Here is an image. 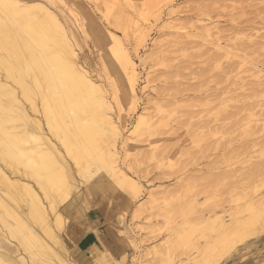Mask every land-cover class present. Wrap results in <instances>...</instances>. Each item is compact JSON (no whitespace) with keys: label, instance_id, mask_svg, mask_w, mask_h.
<instances>
[{"label":"rangeland","instance_id":"1","mask_svg":"<svg viewBox=\"0 0 264 264\" xmlns=\"http://www.w3.org/2000/svg\"><path fill=\"white\" fill-rule=\"evenodd\" d=\"M102 1L105 4L108 1L107 8L111 6L112 11H108ZM121 1H124L125 6L119 4ZM141 1L134 0L132 3L131 0H57L58 6L53 7L74 28L78 36L77 51L81 61L88 63L95 73L104 77L115 117L121 115L116 98L117 93L122 95L125 80L121 62L112 53L119 44L111 37V32L120 44L128 46L139 72L137 108L132 110L125 106L122 113L123 118L126 117L127 129L130 131L128 134L132 137L128 147L122 149V163L124 170L136 180L140 192H134L133 195L130 187H122L116 183L113 185L109 179L111 184L108 175L103 173L105 179L102 177L103 181L99 180L102 181L101 184L97 180L94 181L93 178H98L95 172L82 176L68 157L72 166L70 165L71 170L68 169L66 173H70L68 176L72 177L70 180L73 184L68 191L70 197L61 203L63 228L55 226L57 223L50 210V204L46 198L44 200L53 230L60 236L58 245H55V242L51 241L52 238L47 237L38 225L32 223L33 229L46 242H52L54 246L59 247H56L59 252L66 249L67 258L74 264H116L119 261L120 264H206L202 260L206 246L202 234L197 233L191 246L185 248L178 246L176 228L185 222L203 228L218 214H223L229 221L236 212L237 205L245 204L242 198H264V187L256 192L254 190L257 186H264V125L261 121L254 122L255 124L252 122L250 126L249 115L246 113L247 109H252L258 118L264 119V0ZM145 1L148 3L145 4ZM112 5L116 6V9L117 6L120 7L116 10ZM115 11L117 12L114 13ZM92 14L97 17L98 23H95ZM84 17L93 33L88 34V29L83 23ZM111 18L113 20H110ZM111 21L115 24L110 23ZM117 22L121 24L117 25ZM171 24H174L173 27ZM119 25L124 27L119 29ZM125 27L126 34L122 31ZM245 41L250 47L246 51L240 50ZM219 44L221 49L217 50L215 47ZM102 48L104 49L101 50ZM155 49L158 51H153ZM225 51H240L242 58L232 54L226 58ZM101 52H107L108 56H105L110 64L112 63L114 73L121 78L120 82L116 81L118 87L113 84L115 80L107 75ZM241 59H245L242 64ZM163 63L169 64L164 66ZM241 84L245 89L244 86L241 88ZM25 105L30 108L27 100ZM242 110L236 117L232 118L230 115ZM32 115L35 116V113ZM139 115L148 116L149 119H144L146 128L141 130L143 133L136 131L140 123L137 121ZM217 125L218 128L221 127L222 132L219 131L220 128L216 130ZM143 127L141 129H144ZM246 128H249L250 134L246 135ZM215 132H218L219 138ZM51 137L56 140L52 134ZM220 141L222 143H219ZM133 144L136 149H132ZM91 181L96 183L93 185ZM109 184L112 186L108 187ZM94 187L101 189V192L96 188L95 191ZM114 192H118L116 196ZM223 199L226 200L225 203ZM14 203V200H10L11 207L16 210L20 207V210L26 209L24 201ZM169 208L171 210L168 212ZM212 209L215 210L212 212ZM163 210L167 212L164 213ZM96 215L106 222V237H101L100 244L93 245L86 252L83 251L92 261L84 263L83 259L79 261L80 254L76 244L82 236L78 234L73 237L72 233L83 228V223ZM162 215L164 217H161ZM6 218L7 223L16 225L15 217L6 215ZM67 219L71 221L67 223ZM3 221L0 220V242L10 241L17 245V240L10 238L5 230L7 228L4 227ZM120 235L125 236L127 240L124 242ZM173 245L178 248L174 249ZM96 246L99 250L92 251ZM97 251H104V256L107 255L106 259L108 258L107 263H104V260L98 261L99 257L95 255ZM24 254L29 258L28 253ZM239 255L244 256V261L264 264V232L239 245L215 264H236ZM10 262L13 264L8 261L9 264Z\"/></svg>","mask_w":264,"mask_h":264},{"label":"bare ground","instance_id":"2","mask_svg":"<svg viewBox=\"0 0 264 264\" xmlns=\"http://www.w3.org/2000/svg\"><path fill=\"white\" fill-rule=\"evenodd\" d=\"M131 1L133 3L134 0ZM107 2L108 1H106V4L108 5ZM121 2L122 3L119 4H121V6L124 5V1ZM141 2L144 3V0ZM101 3L102 5L104 4V6L106 5L103 1ZM146 3L148 2L145 1V4ZM114 4L116 3H113V5ZM56 5L57 0H0V220H4L2 223L3 225L5 224L4 227L7 229H4L8 231L11 236L10 238L13 237L18 242L17 245L10 241L8 243L4 241L0 242V249H2V251H0V264H9L8 261H12L13 264H74L67 258L66 249H62V252H59V250H57L59 247L54 246L52 242H46L45 239L33 229L32 224L35 223V225H38L46 233L47 237L49 236L52 238L51 241L55 242V245L60 240V236L53 230V223L51 222L48 208L44 200L46 198V201L48 200L50 204V210L53 212L55 223H57L55 226H57V228L60 227L59 229H61V227L63 228L64 218L60 211L61 203L63 204V202H66L65 200L70 197L68 191L71 190L70 187H72L73 184L70 180L73 175H70L71 178L68 176L70 173L67 175L71 165L68 161V157L72 160L75 166L74 168H76L82 176L95 172L98 178L93 179L94 181L97 180L99 183L102 177L103 180L105 179L102 175L103 173L104 175L106 174V176L108 175V180L110 179L113 185L116 183L122 187H130L133 191L130 192H132L133 195H135L134 192H140L138 191L139 185L137 186L136 180L124 170L122 163L124 161L122 159V149L129 145L132 140L131 135L128 134L129 130L127 129L126 117L123 118L124 116H122L123 108L127 106L129 109H136L137 103L139 102V93L137 89L139 72L135 58L128 46L120 44L117 37L111 32V37L119 45L113 50L110 48L111 46H109V48L113 51V55L120 60L124 76L123 79L125 80H123L122 95L117 93L116 99L121 113L117 118L114 115L113 105L109 99L110 95L107 90L108 88H105L104 77L97 72L95 73L88 63L86 64L84 61H81L79 57L80 54L77 51L78 36L76 32H74L71 23L64 20L59 12L53 8ZM107 5L105 6L106 8L108 7ZM113 7L115 8L116 6ZM117 7V9H119L120 6ZM108 11H112L111 6ZM116 12L117 11L114 13ZM91 16L95 23H98L97 17L95 18V15L93 17V14ZM105 18L107 19L108 16ZM122 18L124 19V16ZM86 20L87 19L84 17L83 23L85 28L88 29V34L93 33ZM110 20L113 19L111 18ZM110 20H108V22ZM120 21L121 20H119V22ZM112 22L113 21L110 23ZM119 22H117V25L121 24ZM113 24H115V22H113ZM172 25L174 24H171V27H173ZM118 27L120 29L121 26L119 25ZM122 27L124 26L122 25ZM125 28H123L124 30L122 31L126 34L125 30H127V27ZM246 43L245 41V45L241 46L242 48L239 49L243 51L248 50L250 45ZM100 46L103 45L100 44ZM220 46V44L216 45L215 48H217V50L219 48L221 49ZM103 49L104 48L101 50ZM153 51L158 50L155 49ZM224 53H226V51ZM239 53L229 51L226 53L227 55H225L226 58L230 57V54L242 58ZM101 54L108 77L115 80V82L112 80L113 84L118 87L116 81L120 82L121 78L114 73L111 66L112 63L110 64V61L105 56L107 52L106 54L101 52ZM220 56L222 57L223 55ZM219 58L217 57L216 59L218 60ZM245 59H243L244 62ZM240 61H242V59ZM243 61L240 64H242ZM164 64L168 65L169 63H163L162 65ZM229 71L230 69L228 72ZM259 71H261V69ZM242 84L241 88L244 86ZM242 95L244 96L243 93ZM249 96H252V94H249ZM26 100L30 104V108L26 106L27 104L25 105ZM243 110L230 115L233 118L235 115L237 116L239 113L243 112ZM33 112L35 116L32 115ZM246 113L249 115L250 123L248 124H250V126L252 122L261 121H263L264 125V119L258 118L252 109H247ZM124 115L126 116V112ZM147 117L139 115L137 121L140 123L136 128L137 132L145 130L144 119ZM141 127L144 129H141ZM219 128L217 125L216 130L222 132L220 126ZM248 129L246 130V135L250 134ZM259 129H257V131ZM225 130L226 129H224V131ZM136 131L134 133H136ZM142 131L141 133H143ZM257 131L256 133H258ZM145 132L146 131H144V133ZM218 132H215L217 137ZM51 134L56 140L51 137ZM222 135L223 137L225 136V134ZM135 140L137 141L138 139L135 138ZM221 141L219 143H222ZM212 143L214 144L215 142ZM133 148H135V145L132 149ZM127 153H129V150ZM70 170L71 169H69V171ZM258 177H260V175ZM72 180L74 181V179ZM253 180H255L254 177ZM107 181L106 183H108ZM95 183L96 182H93L92 184L94 185ZM237 183L238 182H236V184ZM107 186L109 187L112 185L109 184ZM255 186H257V184ZM98 187H94V189H99L100 187ZM101 187L104 189L103 186ZM262 187L264 186L260 185L257 186V188L255 187V192ZM100 190L101 189H99V191ZM118 190H120L119 187ZM115 193L116 192H114V194ZM247 197H249V195ZM10 200H14L16 203L21 200L24 201V206H26V209H24L26 210L25 213L23 208L20 210L21 207L18 210L11 207ZM242 200L245 201V204L237 205L236 212L233 213L234 215L229 221L225 219L223 214H218L203 228L202 226L191 225L188 222L180 224L175 230L177 239H179L177 241L178 246L182 245L185 248L188 247L193 243V237H195L197 233H200L206 240L202 260L206 264H215L228 256V254L239 245L247 242L251 238L253 239L259 236V234L264 232V198L256 199V197L251 196L248 199L242 198ZM225 201L226 200H224V203ZM150 206L152 208V205ZM170 210L169 208L168 212ZM214 210L215 209H212L211 211L213 212ZM162 212H164V210ZM166 212L167 211L164 213ZM6 215L15 217L17 219L16 225L7 223V218L5 219ZM161 217L164 216L162 215ZM70 221L67 219V223ZM90 229V226L83 227L74 231L72 236L76 237L78 234L83 236ZM118 231L121 232L122 230ZM43 237H45V235ZM120 238H122L124 242L127 240V238L122 235H120ZM178 246L173 245V248L176 249ZM56 247L58 248L56 249ZM97 249L99 250L96 246L92 251H96ZM24 252L29 254H27L29 258L25 256ZM83 255L89 259L86 254ZM95 255L99 257L98 261L104 260V263L108 262V258L106 259L107 255L104 256V251H97ZM2 257H4V259ZM82 258H80L79 261H81ZM10 264L12 263L10 262ZM116 264H120V261Z\"/></svg>","mask_w":264,"mask_h":264},{"label":"crops","instance_id":"3","mask_svg":"<svg viewBox=\"0 0 264 264\" xmlns=\"http://www.w3.org/2000/svg\"><path fill=\"white\" fill-rule=\"evenodd\" d=\"M110 218H108L109 220ZM88 222V223H87ZM105 221H103L102 217H98L93 216V217H89L87 221H85L83 223V227H87L90 226L91 229L85 233L82 237H80V239H78L76 241L77 244V249H79V254H80V258H82L83 256V261L85 262H89L90 263V259H87V257L85 255H83V251L86 252L88 251L93 245L95 244H100V240L101 237L105 236L106 237V226H105ZM87 224V225H86ZM244 256L243 255H239L238 258H236V264H253V262L247 261L244 259H242ZM230 264H233L230 263Z\"/></svg>","mask_w":264,"mask_h":264}]
</instances>
